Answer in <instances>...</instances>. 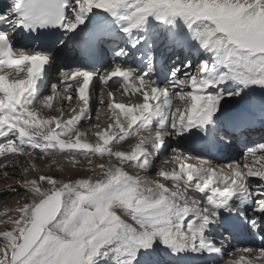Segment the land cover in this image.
<instances>
[{
	"label": "snow or ice",
	"instance_id": "snow-or-ice-1",
	"mask_svg": "<svg viewBox=\"0 0 264 264\" xmlns=\"http://www.w3.org/2000/svg\"><path fill=\"white\" fill-rule=\"evenodd\" d=\"M109 43L111 62L97 64ZM161 46L176 60L183 52L184 61L165 70ZM75 49L80 63L61 67L45 94L60 53ZM97 90L106 124L99 116L92 124ZM257 90L264 125V0H7L0 9L3 177L21 157L55 155L61 160L50 166L58 171L83 158L92 175L56 178L25 165L5 189L24 194L0 211V264H192V257L264 264V138L245 147L243 163L222 166L177 143L156 178L148 176L169 141L207 153L230 148L254 123ZM245 96L249 110L241 115ZM238 235L250 242L231 245Z\"/></svg>",
	"mask_w": 264,
	"mask_h": 264
},
{
	"label": "rangeland",
	"instance_id": "rangeland-1",
	"mask_svg": "<svg viewBox=\"0 0 264 264\" xmlns=\"http://www.w3.org/2000/svg\"><path fill=\"white\" fill-rule=\"evenodd\" d=\"M177 55V54H176ZM176 55L175 56H171L170 58H168L164 63H163V67H164V69L165 70H168V69H170V67L171 66H173V63H175V64H177V65H179L182 61H180V59L179 60H176L175 59V57H176ZM180 61V62H179ZM199 63V62H198ZM198 63H196V64H193V71H195V69H196V66H197V64ZM48 87H50V89H51V86L50 85H48ZM160 87H163V86H160ZM50 89L48 90V92H47V90H45V94H50ZM247 101H248V96H245V99H244V101H241V106L240 107H242L245 111L244 112H242V114H246L247 113V111L249 110V105H248V103H247ZM252 102H256L257 104H256V106H250V111H251V113H253L254 114V116H253V118H255V117H257L258 115H260L261 114V93H260V91L259 90H257L256 91V93H255V95H254V97L252 98ZM75 102H73V104H74ZM251 105H252V103H251ZM175 106H179V101H176L175 103H174V107ZM97 109H99V111H97ZM103 110H105V108L103 107L102 109L100 108V106L99 107H96V109L94 108V110H92V111H94V113H92V117H93V119H94V121L95 122H93L92 121V124H96L97 123V119H96V117L97 116H99V122H102V123H104V124H106V115H105V112H103ZM45 115H49L50 113H47V111L46 112H43ZM54 114H56V113H54ZM53 115V114H52ZM89 129H90V126L89 127H81L80 126V131L81 132H85V133H87V137L86 138H88L89 140L91 139V138H93V136H92V134H91V132L89 131ZM247 130V129H246ZM244 133H246L247 134V131H244ZM221 135H222V133H221ZM130 143H132V141L130 142ZM177 143H180V142H177V141H173V143H172V146H170L169 147V149L167 150V152H165L166 154H165V156H163V157H166V156H168V157H170L169 155L170 154H172L171 153V151H170V149L172 148V147H176L177 146ZM251 146V145H250ZM124 147H126V148H128L129 147V144L127 145H124ZM129 149V148H128ZM182 149V148H181ZM182 150H184L185 151V154L186 155H189L190 154V156H192V157H194V156H196V155H198L199 153H195V154H192V152L190 151V149H185V148H183ZM192 154V155H191ZM200 155H203V157L204 158H208L206 155H205V152H203L202 154H200ZM243 155V154H242ZM23 159H25L24 161H23ZM53 159H55V160H61V157L59 156V155H55V156H48V157H46L44 160H40V159H38V158H33V157H27V156H25V157H21L20 158V163L22 164V166L21 165H18L17 164V162L16 161H14V162H12L9 166H11V170L10 169H8V171H9V176H8V178L7 179H5L4 177H3V172H4V169H1V172H0V196H2V197H0V211H4L5 209H7V208H14L15 206H16V203H17V201L19 200V197L20 196H22L24 193H23V190L22 189H19L18 188V193H19V195L17 194V193H12V192H9V193H5V189L8 187V186H16V181L18 180V179H20L21 178V176L23 175V167L25 166V165H28L29 163H34L35 165H36V168L39 170V172H42L43 174H48V175H52V176H54V177H56V178H65V179H68V178H71V179H78V178H82V177H87V176H89V175H92V173L91 172H89V171H86L85 169H86V161H84L83 160V158H79L81 161H82V163L81 164H77L76 166H75V168H73V167H70L66 162L64 163V168H65V171L64 172H60V171H58L57 169H56V166L55 165H51L50 166V164H51V161L53 160ZM93 159H95L94 161L95 162H99V158H93ZM31 160V161H30ZM164 160V159H163ZM163 160H158V161H160V162H157L156 164H154L153 166H152V168L154 169V170H152L151 169V171L148 173V176H149V178H156V171L157 170H155V169H158L159 167H161V162L163 161ZM194 160V159H193ZM193 160L191 161L192 163H194L193 162ZM232 159H230L229 161H231ZM30 161V162H29ZM242 162L241 163H243L244 161H243V159L241 160ZM196 163H198V162H196ZM213 163L214 164H218V165H221L222 166V164H225V163H222V161H220L219 159L218 160H213ZM220 163V164H219ZM15 168L16 169V171L15 172H13L12 171V169L13 168ZM166 167V166H165ZM172 166H170V168H171ZM131 174H136L139 170L138 169H135V168H128L127 169ZM98 171V170H97ZM38 174V172H31L30 173V175H29V178H31V176H33V175H37ZM142 175H143V173H141ZM253 179H255V178H253ZM123 219H125L127 222H129V223H131L132 221L128 218V217H126V216H124V217H122ZM0 219H4V217H0ZM3 229V225H0V230H2ZM224 235H227V234H224ZM216 239H217V245L219 246V240H220V237L219 236H217L216 237ZM232 245V244H231ZM227 259H229V257L227 256V255H225L224 256V260H227ZM205 264V263H204ZM217 264H223V261H217Z\"/></svg>",
	"mask_w": 264,
	"mask_h": 264
},
{
	"label": "bare ground",
	"instance_id": "bare-ground-1",
	"mask_svg": "<svg viewBox=\"0 0 264 264\" xmlns=\"http://www.w3.org/2000/svg\"><path fill=\"white\" fill-rule=\"evenodd\" d=\"M7 4V0H2L1 2H0V9H3L4 7H5V5ZM166 53H173V52H167V51H164V49L163 48H161L160 49V51L158 52V59H160V55L162 56V55H164V54H166ZM174 54V53H173ZM177 54V53H176ZM179 56L182 58V56H185V54L183 53V52H181V53H179ZM76 58V54L75 53H73V51H69V50H65L64 52H62V53H60V55H59V57H58V59H57V61L55 62V64L53 65V67H52V69L50 70V76H49V79H48V81H46L45 82V85H44V89L45 90H47V92H48V90L50 89V87H48V85H50L51 86V84L52 83H56L57 81H58V79H59V69L61 68V67H65V68H68V69H71V68H74V67H76L77 66V62H74V59ZM191 59L193 60V62H194V64H196V63H198L199 62V59H200V57H198L196 54H193L192 56H191ZM70 60H71V62H70ZM165 83L166 82H162L161 84H160V86H165ZM46 93V92H45ZM107 99V97H106V95H105V100ZM117 99H119V97H117ZM73 102H75V101H73ZM76 104V102L74 103V105ZM256 102H252V105H251V107L252 106H256ZM100 106V108L102 109L103 108V106H101L100 105V103H99V99H98V90H97V98L96 99H94L93 101H92V110H94V108L96 109V107H99ZM241 106V105H240ZM261 106V105H260ZM47 111V113H50V112H48V110H45L44 112H46ZM103 112H105V110H103ZM92 113H94V111H92ZM43 115H45L44 113H42ZM50 114H53L54 115V113H50ZM241 115H243L242 113H241ZM260 117V115H258L256 118H259ZM255 120V119H254ZM92 121L93 122H95L94 121V119L92 118ZM98 122V121H97ZM108 121H107V118H106V123H107ZM260 122V121H259ZM256 124H258V123H256ZM90 125H88V124H86V123H82L81 124V127H89ZM258 134H260V136H261V134L262 133H258V132H251V133H249V134H247V135H242L243 136V138L240 136V141H245L246 143H247V145H253L254 143H257V142H259L262 138H260V136H258ZM238 134L237 135H235V139L236 140H238ZM253 138H252V137ZM257 140H256V139ZM90 140H94V137L93 138H91ZM132 143H134V141H132ZM172 143H173V141H169V143H168V145H167V147H165L160 153H159V155H155L154 154V160H155V162H154V164H156L157 162H160V161H158V160H163V159H165V158H167L168 156H166V157H163V156H165V152H167V150L169 149V147L170 146H172ZM186 144H191V147L190 146H186ZM193 144V145H192ZM124 145H126V144H124ZM124 145H123V150H129L128 148H126V147H124ZM128 145V144H127ZM194 145H197V144H194V143H191V142H180V147L183 149V148H185V149H190V151L192 152V154H195V153H199V154H202L203 153V149H201L200 148V146L199 145H197V146H199V148L198 147H194ZM117 147H119V146H117ZM234 150V151H233ZM233 150H229V149H224V152H225V155H223V161H222V163H229L230 161V159H232V160H237V161H240V162H242L241 160L243 159V150H241V149H238V148H235V149H233ZM234 152V153H233ZM230 153V155H228ZM240 153H242V154H240ZM191 154V155H192ZM211 153H209V155H210ZM172 154H170L169 156H171ZM190 155V154H189ZM222 155V154H221ZM220 155V156H221ZM25 159H23V161H24ZM95 160V159H94ZM31 161V160H30ZM29 161V162H30ZM195 161V162H194ZM14 162V161H13ZM21 161H19V163H17L18 165H21L22 166V164L20 163ZM193 162L194 163H196V162H198V161H196V160H193ZM33 163V162H32ZM153 164V165H154ZM220 164V163H219ZM218 165V164H217ZM222 165H224V164H222ZM170 166H172V165H166V167H168V168H170ZM13 168V167H12ZM8 169H10L11 170V166H9L8 165ZM152 170H154L153 168H151ZM9 170V171H10ZM155 170H157V169H155ZM151 171V170H150ZM0 172H1V169H0ZM5 193H9V192H7V191H5ZM0 197H2V196H0ZM226 234V233H225ZM243 238V244H241V245H247L249 242H250V238L249 237H247V236H245V235H238L236 238H235V240H238V239H240V238ZM242 239H240V240H238V241H241ZM231 244L232 245H236V244H233L232 243V241H231ZM192 259V264H204L205 262H204V260H203V258H197V257H192L191 258Z\"/></svg>",
	"mask_w": 264,
	"mask_h": 264
}]
</instances>
